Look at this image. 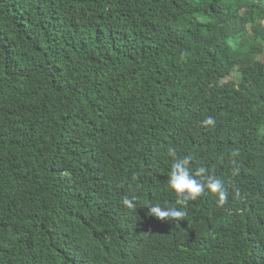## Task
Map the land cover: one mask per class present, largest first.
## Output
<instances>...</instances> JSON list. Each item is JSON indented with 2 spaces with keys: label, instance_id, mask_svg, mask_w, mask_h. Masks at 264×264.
<instances>
[{
  "label": "trees",
  "instance_id": "1",
  "mask_svg": "<svg viewBox=\"0 0 264 264\" xmlns=\"http://www.w3.org/2000/svg\"><path fill=\"white\" fill-rule=\"evenodd\" d=\"M0 264H264V0H0Z\"/></svg>",
  "mask_w": 264,
  "mask_h": 264
},
{
  "label": "clouds",
  "instance_id": "2",
  "mask_svg": "<svg viewBox=\"0 0 264 264\" xmlns=\"http://www.w3.org/2000/svg\"><path fill=\"white\" fill-rule=\"evenodd\" d=\"M205 125H214L215 120L213 117L209 116L204 121ZM171 155L175 156L174 150L171 151ZM189 159L181 158L175 159L171 167V175L169 177V184L172 190L175 191L178 197V203L185 200H195L200 195L204 194L205 191L216 194L218 196V203L223 205L226 203L228 198V193L225 190L224 183L221 179L215 176H204L202 179L206 182L198 180V176H202L204 169L200 168L195 173L189 168ZM237 196L239 192L236 193ZM124 204L129 207H134V204L127 197L124 199ZM149 214L154 215L160 220L168 221H178L185 214L178 208L174 206L162 207L161 205H154L149 208Z\"/></svg>",
  "mask_w": 264,
  "mask_h": 264
},
{
  "label": "rangeland",
  "instance_id": "3",
  "mask_svg": "<svg viewBox=\"0 0 264 264\" xmlns=\"http://www.w3.org/2000/svg\"><path fill=\"white\" fill-rule=\"evenodd\" d=\"M235 74V73H234Z\"/></svg>",
  "mask_w": 264,
  "mask_h": 264
}]
</instances>
